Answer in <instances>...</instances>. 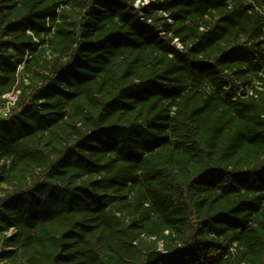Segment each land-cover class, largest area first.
<instances>
[{"label":"trees","instance_id":"trees-1","mask_svg":"<svg viewBox=\"0 0 264 264\" xmlns=\"http://www.w3.org/2000/svg\"><path fill=\"white\" fill-rule=\"evenodd\" d=\"M14 91L2 261L264 264V0H0Z\"/></svg>","mask_w":264,"mask_h":264},{"label":"built area","instance_id":"built-area-1","mask_svg":"<svg viewBox=\"0 0 264 264\" xmlns=\"http://www.w3.org/2000/svg\"><path fill=\"white\" fill-rule=\"evenodd\" d=\"M138 3L139 2H137V5H138ZM177 45H178V47H180L179 44H177ZM256 85H257V83H256ZM18 94H19V91H14L11 94H8L2 98L3 102H2V105L0 106V119L9 118V116L12 113V107L15 105V102L17 100ZM9 233H10L9 235H13L16 233V231L11 229L9 231Z\"/></svg>","mask_w":264,"mask_h":264},{"label":"rangeland","instance_id":"rangeland-1","mask_svg":"<svg viewBox=\"0 0 264 264\" xmlns=\"http://www.w3.org/2000/svg\"><path fill=\"white\" fill-rule=\"evenodd\" d=\"M25 82H26V81H25ZM25 84H27V82H26ZM1 105H2V103H0V106H1ZM14 107H15V105L12 107V111H13ZM1 167H2V163L0 162V169H1ZM7 189H8V188L5 187V186H2V187H1V189H0V197L2 196L3 192L6 191ZM9 234H10L9 232H7V233H5V234H0V252H3L4 250H9V249H8V246H7L6 243H5V238H6V236L9 235ZM0 264H11V262H9V261H2V260L0 259ZM12 264H13V263H12ZM20 264H23V263L21 262Z\"/></svg>","mask_w":264,"mask_h":264}]
</instances>
